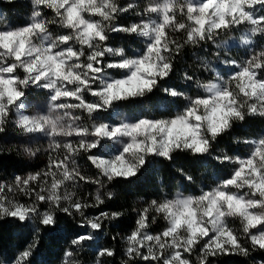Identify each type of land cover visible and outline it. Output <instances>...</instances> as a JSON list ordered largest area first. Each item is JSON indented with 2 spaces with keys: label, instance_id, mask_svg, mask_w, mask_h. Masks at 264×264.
<instances>
[{
  "label": "snow or ice",
  "instance_id": "1",
  "mask_svg": "<svg viewBox=\"0 0 264 264\" xmlns=\"http://www.w3.org/2000/svg\"><path fill=\"white\" fill-rule=\"evenodd\" d=\"M31 3L24 24L0 27V136L14 127L27 140L48 138L47 160L38 171L0 181V217L31 222L33 229L31 241L0 264H33L40 231H57L59 214L79 217L83 232L62 252V264H79L76 251L98 237L105 221L125 215L102 210L118 196L113 184L138 178L157 158L171 163L179 153L211 157L224 174L198 195L153 198L133 209L122 264H213L233 255L264 264V133L234 137L236 147L247 146L243 155L224 149L213 155L234 125L264 119V0ZM129 14L134 22H119ZM121 33L129 43L113 46L111 37ZM230 33L238 35L225 39ZM188 46L215 51L197 56L199 64L173 87ZM237 49L240 58L229 54ZM193 86L195 94H187ZM157 90L182 100V108L161 117L127 118L118 111ZM30 98L40 108L34 114L25 112ZM40 151L27 143L17 149L37 159ZM80 156L96 175L82 172ZM81 183L93 191H69ZM92 209L98 214L90 215ZM158 219L165 226L154 232ZM116 254V248L98 247L95 264Z\"/></svg>",
  "mask_w": 264,
  "mask_h": 264
},
{
  "label": "trees",
  "instance_id": "2",
  "mask_svg": "<svg viewBox=\"0 0 264 264\" xmlns=\"http://www.w3.org/2000/svg\"><path fill=\"white\" fill-rule=\"evenodd\" d=\"M32 11L33 6L30 0H0V18L2 22L14 26L22 25L29 19ZM47 15L51 16V12ZM111 43L113 46L118 47L128 44L129 41L125 36L113 34ZM132 47L136 48L138 45L134 44ZM209 51L211 49L207 46L201 52H197L192 46H188L177 62L178 71L172 79L173 85L181 84L183 71L197 66L199 61L196 57H205ZM204 75L205 72L203 77ZM192 91L193 88L186 90L187 93H193ZM126 104H129L132 108L143 110L145 113L150 110L155 111V115L159 117L174 115L179 111L182 100L169 97L162 91L157 90L145 99ZM262 133H264V119L250 117L243 125H234L229 133L219 138L218 144L214 145L217 151L213 155H216L219 149H224L229 154L244 153L248 150L247 146L236 147L234 137L255 139ZM234 148L236 150L233 153ZM8 149L12 150L9 151ZM17 149L0 142V181L11 183L14 176L37 170L22 153L18 154ZM80 163V168L85 175H96L95 169L91 167L86 157ZM179 168H182L185 173L192 177L191 182L186 181L184 176L177 171ZM223 174L224 172L219 163L211 157L179 153L171 163L157 158L153 161L151 167L142 170L138 178L130 182L118 180L113 184L112 188L118 193V196L115 200L107 202L102 210L123 211L125 215L119 220L105 221L98 237L90 243V250L84 249L85 244L76 253H79L80 259L92 261L98 247H112L117 249V254L114 257L102 258L103 264H122L123 260L126 259L123 252L127 246L124 237L134 225L135 212L133 209L144 207L146 201L153 198H171L176 192L199 193L206 185L211 186L218 175L222 176ZM93 187L92 185L83 184L82 191L79 194L83 195L85 191H93ZM98 211V209H92L89 214L95 215L98 214ZM78 221V216L73 218L59 214L60 227L57 231L42 229L38 236L39 244L34 252L33 264H60L63 250L70 246L69 240L83 231ZM156 229H162V219H158ZM32 235L33 229L30 222H20L14 218L0 217V258L14 257L18 250L31 241ZM256 258L260 259L261 257L257 256ZM213 264H252V262L249 258L233 255L218 257L213 260Z\"/></svg>",
  "mask_w": 264,
  "mask_h": 264
},
{
  "label": "rangeland",
  "instance_id": "3",
  "mask_svg": "<svg viewBox=\"0 0 264 264\" xmlns=\"http://www.w3.org/2000/svg\"><path fill=\"white\" fill-rule=\"evenodd\" d=\"M7 1H11V0H7ZM120 2L124 3V0H120ZM146 2H147V0H138V3H140L141 6H143V4H145ZM32 6H33V10H34V5L32 4ZM137 11H139V9H137ZM47 13L49 14L50 12H47ZM119 22L120 23H131V22H134V17L131 14H129V16L125 17L124 19L120 20ZM8 26H14V25L2 22V20L0 18V27H8ZM18 26H20V25H18ZM56 30L57 29H55V28L53 29V31H56ZM119 35H122V37L125 36V34H122V33L119 34ZM236 35H238V33H230L228 37H225V39H230L231 37H235ZM211 51H215V47L214 46L211 49ZM229 54L231 56H233L234 58H240V57L243 56L242 51H240L239 49L233 50ZM208 75H209V73L205 72V75H204L203 78H207ZM169 83H171V85L173 87H175V85H173L172 81H170ZM165 86H167V85H165ZM194 87H193V91H192L193 93L190 92V93H187V94H189V95L195 94ZM30 101L31 102H29V101L25 102V105H26L25 112H26V114H30V113L34 114L35 112L40 111V108L37 105L36 101L34 99H32V98H30ZM182 106H183V101H182V105H181L180 109L182 108ZM118 111L122 114L123 117H127V118H135V117L140 116V115H149V116H152V117H158V116L155 115V111L150 110V111L145 113L143 110L141 111L138 108L136 109V108L130 107L129 104H124L121 108L118 109ZM162 116H169V115H162ZM159 117H161V116H159ZM102 118H106V117H102ZM26 135L27 134L20 133L17 129H15L14 127H11L8 135L0 136V142H2L3 144H6V145L15 146V148H19V146L21 144H25V143H27L29 146H32L34 148H40L41 151H40V153H38V156H39L38 159L36 157H29V156L23 154L24 157L29 162H31L32 166L37 168V170H34V171H38V170H40V169L45 167V163H46V160H47V152L45 151V149L47 148V144H48L49 141H48V138H40V137H35V138L31 139V140H27L25 138ZM243 154L244 153H240V154L237 153L235 155H243ZM83 158H84V156H80V157L77 158V164L79 166H81L80 162H81V160ZM34 171H30L28 173H31V172H34ZM28 173H25L23 175H26ZM23 175H21V176H23ZM8 183H10V182H8ZM82 186H83V183L78 185L77 188H75V189L72 188L71 186H69V191H77V193L79 194V192L82 191ZM177 193H183V192H176L174 195H176ZM183 194L184 195H198L199 193H196V194L183 193ZM17 198H20V197L18 196ZM230 223H234L236 227H239V222L238 221H230ZM164 226H165V222L162 219V229H163ZM157 227H158V220H157V223L152 226V230L154 232L155 231H160V230L156 229ZM82 232L83 231H81L80 233H82ZM90 248H91V245L90 244H86L84 249L85 250H90ZM89 254H93V253H89ZM11 258L12 257H7V258H2V259H4L7 262ZM73 259L77 260L79 262V264H95V260H92V261L90 260L89 261V260L80 259L79 253H76L75 256L73 257ZM101 260H102V264H103V259L101 258ZM83 261H84V263H83ZM60 264H62V260H61Z\"/></svg>",
  "mask_w": 264,
  "mask_h": 264
}]
</instances>
